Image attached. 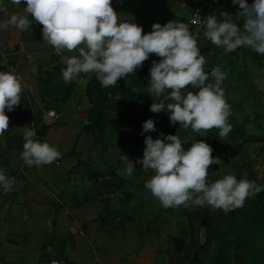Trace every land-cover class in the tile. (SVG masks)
<instances>
[{
    "label": "clouds",
    "instance_id": "9594fccd",
    "mask_svg": "<svg viewBox=\"0 0 264 264\" xmlns=\"http://www.w3.org/2000/svg\"><path fill=\"white\" fill-rule=\"evenodd\" d=\"M9 2L19 6L22 0ZM23 2L26 4L23 14H12L0 21V31L9 26L26 31L32 20L42 25V40L57 53L64 50L76 53L66 59V67L61 70L65 83L80 80L81 74L88 78L94 74L103 88H112L119 79L135 73L150 54H155L161 59L151 63L149 91L157 100L149 111H164L168 113L170 126L179 123L196 133L215 128L219 137L224 138L232 131L230 105L222 88L226 73L216 66L210 74L213 82L206 83L209 80L204 71L206 59L185 23L170 21L163 26L154 23L151 31L144 33L142 26L133 22L134 18L121 19L111 6L112 0ZM232 4L241 9L237 17L243 18L242 27L228 13H222L225 17L222 21L212 14L205 18L204 37L226 53L244 47L264 55V0H254L250 6L246 0H232ZM3 12L5 0H0V13ZM188 86L197 91H189ZM21 93V77L0 71V137L8 131L9 117L5 110L11 112L20 104ZM114 98L121 97L117 94ZM154 124L152 119L144 121L141 135L156 131ZM25 128L20 157L28 167L51 164L60 158L56 146L41 142L35 138L34 129ZM160 135L162 138H144L142 159L136 163L143 170L154 172L144 186L164 208L209 206L229 212L242 207L248 197L264 191V185L246 178L238 180L234 173L210 182L209 166L221 162L212 156L209 144L195 140L185 150L182 145L187 142L177 135ZM134 169L128 161L124 173L131 175ZM13 183V178H6L0 168V188L7 193Z\"/></svg>",
    "mask_w": 264,
    "mask_h": 264
},
{
    "label": "crops",
    "instance_id": "0c3cea01",
    "mask_svg": "<svg viewBox=\"0 0 264 264\" xmlns=\"http://www.w3.org/2000/svg\"><path fill=\"white\" fill-rule=\"evenodd\" d=\"M131 2L112 0L111 6L121 19L134 18L133 22L142 26L144 33L150 32L155 23L152 15L142 17L147 11L165 14L161 26L166 18L174 19L172 13L168 15L173 0H151L147 6L143 5L144 12L131 8ZM25 7L23 0L19 6L5 0L6 12L0 13V21L12 14H23ZM42 27L32 20L26 31L13 26L0 31V71L18 74L24 93L36 91L37 101L38 77L49 69L53 50L42 40ZM61 52L65 56L76 55L67 50ZM90 79L81 74L68 102L56 104L57 123L38 139L60 151V158L51 164L28 167L20 157L25 127L34 129V110L29 98L25 99V113L21 99L13 111L5 110L9 122L8 131L0 137V168L10 174L14 183L9 192L0 190V264H40L53 260L59 264H161L164 252L167 254L162 238L164 231L168 234L175 224L171 217L156 215L150 219L147 215L150 210L144 185L148 172L133 164L132 174L124 173L128 161L135 163L131 151L142 156L144 148L132 147L130 138L115 126L97 129L110 137L105 150L94 143L91 134L82 132L87 124L86 112L91 108L84 94ZM132 131L142 138L148 136L141 135L142 124ZM72 149L77 158L68 156ZM87 161L88 167L84 166ZM105 206L110 214L102 219L100 211ZM154 221V230L148 236L147 222ZM182 238L171 237V253L178 252L175 239L184 243Z\"/></svg>",
    "mask_w": 264,
    "mask_h": 264
},
{
    "label": "rangeland",
    "instance_id": "374dc122",
    "mask_svg": "<svg viewBox=\"0 0 264 264\" xmlns=\"http://www.w3.org/2000/svg\"><path fill=\"white\" fill-rule=\"evenodd\" d=\"M199 1L201 0H173V4L168 6L170 8L168 15L172 13L174 15L172 21L182 22L189 14L192 5ZM215 1L220 11L218 18L220 21L225 18L222 13H228L232 16L233 10L238 6L233 5L232 0ZM148 2H151V0H132L130 6L144 12L143 5L147 6ZM149 15H152L151 20L155 23H160L162 17L165 16V14L159 16L158 12L155 14L154 11H147V14H142V17H149ZM166 20L162 23L170 22V19L166 18ZM237 21H243V18L237 17ZM197 46L200 51H205L203 55L206 59L204 71L209 74V80L206 83L213 82L210 74L214 67L219 66L226 73L227 78L223 81L222 88L225 93V100L230 105L229 122H234L242 132L239 136L228 138V143L231 146L237 145L247 137L262 139L263 142L246 145L239 149H231L227 153H220L210 143L206 132L196 133L190 128L180 127L179 123L170 126L168 113L164 111L160 113L150 112L149 119L155 122L156 131L146 133V135L151 136L153 139L162 138L161 133L164 136L177 135L182 142H187L182 145L185 150L190 148L195 140L209 144L213 149L212 156L221 162L209 166L208 180L210 182L220 179L226 174L234 173L238 180L246 178L253 181V178H255L257 184L264 185V74L254 57L255 52L250 48L241 47L233 52L226 53L223 48L216 47L206 39L204 34L197 40ZM53 50L50 51L51 54H53ZM160 59L157 56L149 57L151 61L158 62ZM118 83L127 87L131 86L127 80L118 81ZM188 90L194 93L197 91L192 89L191 86H188ZM147 92L154 96V101L157 100L155 94L151 93L149 89H147ZM26 97L29 98L31 108L34 110V121L38 118L41 119L46 111L54 110L56 112L55 97L46 96L45 101H42L40 97L37 101L35 100L38 99L36 91L26 95L22 89L21 100L25 101ZM168 102L170 101H165V103ZM23 108L25 107H22V112H24ZM140 115H136V118L130 117L125 124L123 122L121 124L130 129ZM100 136L102 140L105 139L104 135L101 134ZM131 146L137 148L134 144ZM131 152V157L134 154L133 161H135V163L132 161V164L138 165L141 171H145L142 169V165L136 163L138 159H142V156H138L133 150ZM84 166L88 167L89 162H84ZM147 172V180H149L154 172L151 169ZM130 191L134 192L132 188ZM146 194L147 208L150 210V214L147 215L150 219H153L156 215L159 218L166 216L171 217V221L175 224L173 229L168 231V234L164 231L163 247L167 250V254L164 252L161 264H188L183 257L189 259V264H264V228L259 224L261 219L255 205V196L248 197L242 207L224 212L214 210L209 206L185 207L181 205L164 208L149 191ZM100 212L102 219L110 214L108 206L102 207ZM205 215H208L207 227L201 225ZM154 224L155 221L147 222L146 235L149 236L152 233ZM173 235H179L181 238L183 236L185 248L181 254L176 253V251L174 254L170 251L171 247L169 246ZM205 242L207 244L200 253V247ZM196 254L199 257L198 261L193 258Z\"/></svg>",
    "mask_w": 264,
    "mask_h": 264
},
{
    "label": "trees",
    "instance_id": "16d2710c",
    "mask_svg": "<svg viewBox=\"0 0 264 264\" xmlns=\"http://www.w3.org/2000/svg\"><path fill=\"white\" fill-rule=\"evenodd\" d=\"M247 4L250 6L254 0H246ZM241 11L239 6L233 10L232 18L233 22L238 23V26H242L243 21H237L238 13ZM220 14L216 16L218 19ZM52 49H54L52 47ZM201 55L205 54V51H200ZM258 64L260 65L262 72L264 74V56L254 53ZM151 60H146L143 62L142 66L138 68L135 73L129 74L125 78H121L118 81L123 82L127 80L131 86L127 87L123 84L116 83L112 88H103L99 81L96 79L93 74L90 81L86 85L84 94L90 104L91 108L86 112V122L87 124L83 127L82 132L91 134L95 144L99 145L102 150H105L107 147V142L110 140V137L104 136L105 139L102 140L101 132H98L97 129L99 126L111 125L117 127L122 134L128 136L131 142L140 147L144 148L143 143L144 138L139 134L133 132L132 130L140 124H143L144 121L150 118L149 107L154 101V96L147 92V89L150 88V83L147 79L149 76V69L151 67ZM49 69L46 70L43 76L39 75V88H40V97L42 101H45L46 96L55 97V103L63 105L68 102L70 96L74 92L78 80H73L69 83H65L61 76V70L66 67L60 62V58L54 54L51 55L49 62ZM119 94L120 99L116 100L114 97ZM22 107L27 106L26 100L21 101ZM25 110V108H23ZM141 114L139 119H137L134 125L129 129L125 127L122 122L125 124L126 120L130 117H135L136 115ZM125 120V121H124ZM232 125V131L224 138H220L218 135L219 130L213 128L206 132V136L210 143L217 148L220 153H227L231 149H239L246 145L260 144L263 142L262 139L257 138H245L241 143L231 146L227 139L230 137L239 136L242 132L240 127H238L234 122H230ZM49 127L42 124L40 118L36 119L34 122V130L36 132L37 139L44 137L47 134ZM68 156L78 157V154L72 149ZM96 177L103 176L95 175ZM253 178V176H252ZM255 181V178H253ZM256 182V181H255ZM260 185V184H258ZM255 205L260 215V223L264 228V191L255 195ZM208 218L204 217L202 222L203 227H207ZM191 226V225H190ZM206 242L200 247V253L204 250ZM176 250L181 254L184 251V243L181 239H175ZM198 261V255L193 257ZM185 261L189 262V259L183 257Z\"/></svg>",
    "mask_w": 264,
    "mask_h": 264
},
{
    "label": "built area",
    "instance_id": "2783aa9c",
    "mask_svg": "<svg viewBox=\"0 0 264 264\" xmlns=\"http://www.w3.org/2000/svg\"><path fill=\"white\" fill-rule=\"evenodd\" d=\"M218 16L220 14L218 4L215 0H202L192 5L189 14L185 17L183 23L188 25L192 34L196 39H200L206 31L205 18L209 15ZM54 54L57 55L62 63L66 65V59L71 56H65L62 52L57 53L54 50ZM42 124L45 126H53L58 121V114L54 110L46 111L41 117ZM2 188H0L1 190ZM50 262H44L40 264H51ZM59 264V263H58Z\"/></svg>",
    "mask_w": 264,
    "mask_h": 264
},
{
    "label": "water",
    "instance_id": "95a60500",
    "mask_svg": "<svg viewBox=\"0 0 264 264\" xmlns=\"http://www.w3.org/2000/svg\"><path fill=\"white\" fill-rule=\"evenodd\" d=\"M4 174H5L6 178H9L10 177V174L9 173L4 172Z\"/></svg>",
    "mask_w": 264,
    "mask_h": 264
}]
</instances>
